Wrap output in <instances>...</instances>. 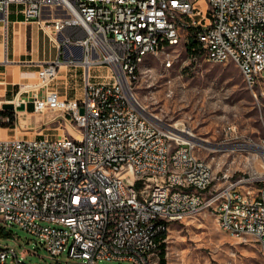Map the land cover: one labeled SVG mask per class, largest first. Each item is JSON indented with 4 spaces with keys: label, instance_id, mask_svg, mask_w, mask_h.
<instances>
[{
    "label": "built area",
    "instance_id": "2783aa9c",
    "mask_svg": "<svg viewBox=\"0 0 264 264\" xmlns=\"http://www.w3.org/2000/svg\"><path fill=\"white\" fill-rule=\"evenodd\" d=\"M11 6L60 39L59 57L42 64L32 88L45 97L30 104L35 113L60 112L75 134L0 138L3 228L27 232L53 260H81L67 264H160L158 237L170 223L208 210L223 232L241 229L264 255V143L232 151L247 172L218 178L185 128L141 110L135 75L149 56L173 68L172 50L183 46L194 63L234 62L264 98V0H0L3 22ZM62 65L82 70V97L50 88ZM8 240L0 239V264L17 252ZM14 264L27 263L18 256Z\"/></svg>",
    "mask_w": 264,
    "mask_h": 264
},
{
    "label": "rangeland",
    "instance_id": "374dc122",
    "mask_svg": "<svg viewBox=\"0 0 264 264\" xmlns=\"http://www.w3.org/2000/svg\"><path fill=\"white\" fill-rule=\"evenodd\" d=\"M172 55L175 58L173 68L164 66V56H149L140 66L141 76L136 86L140 104L162 123L183 127L197 138L208 141L213 147H198L197 154L210 163L218 178L223 173L247 172L244 159L232 151L244 144L264 143V98H255V92L247 86L234 62L194 63L183 46L174 48ZM62 74L70 78L83 72L61 68V75L50 88L63 95L71 89L70 85L64 88L66 85L62 82L66 76L62 77ZM40 84L39 77H35L30 83H24L17 93L32 90ZM76 92L79 97L83 96L82 87L77 86ZM28 108L23 113L15 111L12 128H3L7 120L0 119V131L6 139L10 132L21 138L75 134L72 127L65 126L60 112L35 113L34 109L29 111ZM229 127L234 131H229ZM12 230L16 233L15 239L4 243L15 248L17 252L14 253L23 257L27 264L81 263V260L70 259L68 253L53 260L37 239L16 227ZM166 245L168 264H264V255L252 236L241 239L223 232L217 217L208 210L189 216L184 222L170 223ZM15 261L14 254L9 253L8 264Z\"/></svg>",
    "mask_w": 264,
    "mask_h": 264
},
{
    "label": "crops",
    "instance_id": "0c3cea01",
    "mask_svg": "<svg viewBox=\"0 0 264 264\" xmlns=\"http://www.w3.org/2000/svg\"><path fill=\"white\" fill-rule=\"evenodd\" d=\"M59 44L60 39L55 41L52 35L40 28L38 22H26L19 6L10 7L6 22L1 20L0 15V107L10 102L21 103L18 100H26L30 104L34 95L45 97L44 90H31L28 94L17 91L24 83H30L33 78L38 77L43 63L59 57ZM60 60L63 61L64 57L61 56ZM60 75L61 71L58 76ZM65 76L66 80L62 84L66 85L64 88L70 85L71 90L64 91L63 96L67 99L78 98L76 87L80 86L84 90L83 74L70 78L67 74H62V77ZM29 107L33 108L31 104ZM6 136L16 138L12 132ZM0 138L6 139L1 131Z\"/></svg>",
    "mask_w": 264,
    "mask_h": 264
},
{
    "label": "bare ground",
    "instance_id": "6f19581e",
    "mask_svg": "<svg viewBox=\"0 0 264 264\" xmlns=\"http://www.w3.org/2000/svg\"><path fill=\"white\" fill-rule=\"evenodd\" d=\"M145 62L142 61L140 62V64H135V75H140V66ZM61 68H69L66 65H62ZM61 71V70H60ZM14 104V103H12ZM21 103L19 104H14L15 107L20 106ZM140 108L143 112H145L150 118H152L153 120H155L156 122H158L159 124H162L164 126H168L164 123H162L157 117L150 115L149 113H147L146 109H144V107L140 104ZM23 113V112H20ZM172 127H176L174 125H172ZM187 136L193 141L195 142L198 146L202 147V148H209V147H213L210 146V143L206 140H201L199 138H197L195 136V134H193L192 132H188L187 131ZM226 147V146H225ZM238 147V146H235ZM215 148H224V146H216ZM131 149V141H123V151H130ZM115 184H122V175H115ZM230 199H237V192H230ZM232 236L235 238H240L241 236V229H234V232H232ZM9 253H13L15 256V260L18 261V257L14 252H7V260L9 259Z\"/></svg>",
    "mask_w": 264,
    "mask_h": 264
},
{
    "label": "trees",
    "instance_id": "16d2710c",
    "mask_svg": "<svg viewBox=\"0 0 264 264\" xmlns=\"http://www.w3.org/2000/svg\"><path fill=\"white\" fill-rule=\"evenodd\" d=\"M188 51H190L189 48H188ZM189 54H190V52H189ZM28 109H29V111H32L33 108L29 107ZM0 119L7 120V124H4L2 126L3 128H12L13 127L12 125L15 124L16 113L14 110H1L0 111ZM14 234H15V232L13 230H7L0 225V239L8 240ZM167 236H168V234L166 232H164L158 237V239L160 241H162V243L160 245V264H168L167 252H166L167 245L165 243Z\"/></svg>",
    "mask_w": 264,
    "mask_h": 264
},
{
    "label": "water",
    "instance_id": "95a60500",
    "mask_svg": "<svg viewBox=\"0 0 264 264\" xmlns=\"http://www.w3.org/2000/svg\"><path fill=\"white\" fill-rule=\"evenodd\" d=\"M2 109L3 110H14L17 112H24L26 111L27 108L24 104H21L20 106L15 107V105L10 102V103L4 104L2 106ZM81 114H84V110H81Z\"/></svg>",
    "mask_w": 264,
    "mask_h": 264
}]
</instances>
